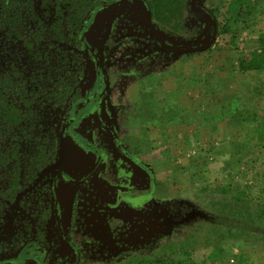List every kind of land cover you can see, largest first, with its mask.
I'll use <instances>...</instances> for the list:
<instances>
[{
  "label": "rangeland",
  "instance_id": "1",
  "mask_svg": "<svg viewBox=\"0 0 264 264\" xmlns=\"http://www.w3.org/2000/svg\"><path fill=\"white\" fill-rule=\"evenodd\" d=\"M196 1L208 12L187 1L180 12H157V24L170 43L212 45L202 52L165 47L154 36L144 8L131 0L99 13L88 30L85 38L104 77V88L98 78L93 90L102 93L104 122L93 124L88 135L106 161L85 184L62 182L57 189L70 245L53 219L52 184L63 173L74 179L88 175L95 156L89 152L86 159L66 138L61 145L69 106L56 105L48 94L62 85L79 88L80 79L86 80L81 91L90 90L96 81L94 63L71 53L69 42L56 50L60 40L51 28L54 23L61 20L66 35L72 21L74 29H83L72 11L60 16L51 3L34 0L31 30L21 29L32 39L39 37L40 44L28 50L3 21L12 5L1 0V6L9 7L0 9V74L15 67V81L34 87L39 95L20 125L26 133L17 130L16 135L0 123L5 133L0 148L8 159L0 167V260L31 247L45 251L40 253L44 264H238L241 255L249 256L241 264H264V242L256 236L244 240L227 232L217 244L223 252L213 260L214 246L201 240L207 237L205 230L199 231V243L189 255L178 247L176 252L161 248L169 241H184L181 226L191 228L199 220L206 231L217 224L223 232L228 218L224 204L235 194L228 183L253 186V205L264 213V71L240 68L259 53L264 0ZM211 11L220 26L224 23L219 37L212 36ZM227 30L237 32L236 43L229 44ZM60 53L69 60L62 62ZM43 137L48 150L40 147ZM47 143L58 153L53 156ZM137 160L151 169L153 185ZM238 160L240 164L231 166ZM195 164L200 169L193 173ZM17 177L18 192L12 196L10 186ZM213 209L224 214L212 215Z\"/></svg>",
  "mask_w": 264,
  "mask_h": 264
},
{
  "label": "trees",
  "instance_id": "2",
  "mask_svg": "<svg viewBox=\"0 0 264 264\" xmlns=\"http://www.w3.org/2000/svg\"><path fill=\"white\" fill-rule=\"evenodd\" d=\"M14 1V5H13ZM45 2L51 3L54 7L58 15H63L65 11H72L73 14L76 16V18L81 22V26L83 27L82 30L79 28L74 29L73 27V21L69 23L67 26L71 33L66 35L64 31L61 29L62 27V21L58 20L54 25L51 26L55 33V38L57 40L58 44L56 45V50L59 51L61 45L66 46L69 42L70 46V52L74 53L77 52L78 55H81L84 59H89L92 62L95 59V55L91 50V47L89 43L86 40V34L90 28L93 27V24L95 22L96 16L104 11L107 10H113L120 6L121 4H125L127 0H44ZM134 2H138L144 10L146 11L148 20L151 25V30L156 37V39L161 42L165 47L175 49L177 51H186L188 53H198L207 50L212 45L209 44L206 47L200 46L197 44H173L170 43L168 40H166L163 35L160 33L158 24H157V12L162 11V9L173 8L176 10H181L182 7H184L185 3L189 1L193 7H195L197 10L202 9V12H208V10L199 2L196 0H131ZM8 3L12 5V12L5 15L3 18V21L8 24V28L11 29L16 33L19 40L24 43V46L28 50H33L40 44V38L37 37L36 39H32L30 36H28V33H22V26H27L31 30V21L32 16L34 15V0H8ZM9 5L3 4L1 6V0H0V9H7ZM26 10L23 11V10ZM172 9V10H173ZM179 10V12H180ZM209 17L212 19L213 28L212 36L219 37L221 35L220 28L224 26V23H221L222 26H220L216 16L214 13H210ZM21 26V27H19ZM226 29H228L226 24ZM224 34L227 35V37L230 39L229 44L236 43V40L238 39L237 32H230L229 30L225 31ZM42 38V36H41ZM68 38L72 39L73 41L67 40ZM258 51L259 53L255 56V60L250 62H243L240 65V68L243 72H261L264 71V33L259 35L258 38ZM65 53H60V55L63 56V61L66 62L69 60V58L64 56ZM61 64V62H59ZM95 70L97 71L98 78L102 81V87L104 88V77L102 75V71L99 68L98 64L95 65ZM19 76L17 74L16 68L13 67L11 72H6L4 75L0 74V123L4 124V127L7 129L13 128V133L16 135L18 134L19 130L21 133H26L23 129L20 130L19 128L21 123L25 121L29 117V111L31 110L32 102L34 98L39 95V93L35 90L34 87L30 88L24 85L22 81H15V78ZM82 86L85 84L84 80L80 79L79 81ZM83 83V84H82ZM101 88V91L103 90ZM16 93V94H14ZM79 90H74L73 85H62L58 86L56 89L55 87L52 89V92L48 94V97L51 99L50 101L54 102L56 105H64L66 103H70V107H75V104L81 101ZM72 95V96H71ZM101 95V94H100ZM18 96V99L15 100L14 97ZM22 104V105H20ZM86 110L84 112H87L89 109L92 110L93 105H87L86 104ZM73 112V111H72ZM84 114V113H83ZM71 119V121L68 122V119L66 120V129L68 132H76L79 133V116ZM77 123V124H76ZM81 124V122H80ZM81 128V127H80ZM216 128L213 127V131H215ZM5 133L0 128V137L4 135ZM41 143L40 147L42 150H48L45 148L44 144L46 143L47 139L44 137L40 138ZM264 140V138H263ZM48 144V143H47ZM49 148L51 147V152L53 153V156L58 153L55 146L47 145ZM264 146V141H263ZM43 147V148H42ZM6 150H3L0 148V167L3 165L5 166L7 164V157H6ZM49 156L45 155V160H47ZM42 162L38 161V166H42ZM141 167H143L146 171H148V175L150 178L151 184H154V174L152 173L151 169L143 166L141 163L138 162ZM240 164V161H236L235 163L231 162V166ZM205 165V164H203ZM199 167V168H197ZM202 167V166H201ZM207 168V166L205 165ZM200 169V166L195 164L192 167H190V170L195 173L197 170ZM203 169V167H202ZM201 171V170H200ZM192 178V177H191ZM152 184V185H153ZM19 185V177L14 179L12 181V185L10 186L12 190H10L11 195L17 194V187ZM228 186L231 188L230 191L235 192L233 198L230 199V201H227L226 204H224V209H227L226 216L228 217L225 221H223V232H220V225L213 224L208 225L207 231L204 226V221L199 220L193 226L186 227L181 226L180 231L185 237V240L180 242L179 240L173 241L172 243L169 241L167 244H161L162 250H170L171 252H176L177 247L180 248V251L182 253H188L189 255L191 249V246L193 248L198 245L199 243V231L205 230L207 232V237H201V240L203 242H206L209 244V246H214L213 251L211 252V259H215L216 255L223 252V246L217 247L218 242H222V235H226L228 232L230 236H237L244 240H252L255 239L254 236L259 237L260 240L264 242V213L259 211L260 205L256 208L253 205V197L254 195V187L253 186H247V185H232V183H228ZM207 187L209 185H204V187H201L202 190H207ZM234 187V188H233ZM225 188L226 187H222ZM233 188V189H232ZM223 189V190H225ZM226 191V190H225ZM262 200L264 201V197H262ZM219 204V203H216ZM212 206H215V203L212 202ZM167 209H169L167 207ZM164 210V207H163ZM215 214L212 215H219L224 214L223 211H218L216 209H213ZM258 210V211H257ZM60 207H57L56 214L57 216L60 215ZM169 219H173V213L172 210H168L165 213ZM207 226V225H206ZM63 232V230H61ZM64 234V232H63ZM68 236V235H67ZM65 234L63 236L64 240L66 242L71 244V241L69 237H67ZM224 237V236H223ZM240 239V240H241ZM256 240V239H255ZM179 241V243H178ZM190 247V248H189ZM160 248V249H161ZM196 250V249H194ZM78 254V253H76ZM166 254V253H165ZM172 254V253H169ZM176 254V253H173ZM249 256L241 255V258L239 260L238 264H241L244 260H247ZM158 261L157 264H164L163 262ZM36 264H41V262L36 261ZM59 264V263H55ZM65 264V263H64ZM228 264V263H227ZM231 264V263H229Z\"/></svg>",
  "mask_w": 264,
  "mask_h": 264
},
{
  "label": "flooded vegetation",
  "instance_id": "3",
  "mask_svg": "<svg viewBox=\"0 0 264 264\" xmlns=\"http://www.w3.org/2000/svg\"><path fill=\"white\" fill-rule=\"evenodd\" d=\"M94 62V69H95V65L98 64L97 59L95 57V59L93 60ZM99 66V64H98ZM100 68V67H99ZM95 74H96V78H95V84L93 85V87L88 90H82V85H80V89L77 87H74V90H79V96L82 99L81 101H79L78 103L75 104V107H70V103H68L69 109H68V115L66 120L68 119V122L71 121L72 118H74V115H76L75 117L79 116V120L77 121V123L79 122V133L76 132H68L67 129H65L62 138H61V145L63 143V141L69 142V145L72 147L77 146L76 150H82L84 151V157L88 156L87 153H93L95 156V160H93V166H92V170H90L88 175H84L78 179H74L73 177H71L68 173H63L62 175H59L53 182L52 184V191L54 194V205H53V212L55 214V217L53 218L54 221L57 224L58 227V232L60 233V237L61 239L66 242V240H64L63 236L64 234L67 236L68 234L65 232V230L63 229V223L61 220V214L64 208V204L61 203L58 200L57 197V189L60 185V183H67V185H72V186H78V185H83L85 184V181L88 178H94L95 175L98 172V169L101 165V163L105 162L106 160L104 159V155L102 153L101 148L92 140V137L90 135H88V130L93 126V124H100L103 123L104 121H102V104H101V100H102V93L101 95H97L96 93L93 92V90L96 88L97 86V80H98V75H97V71L95 70ZM86 81V80H84ZM83 84V83H82ZM86 84V83H85ZM72 96V95H71ZM85 104H89V105H93L92 110L89 109L87 112H84L83 107L85 106ZM73 111V112H72ZM84 113V114H83ZM67 122V121H66ZM81 122V124H80ZM76 123V124H77ZM107 132H105L106 134ZM108 135V134H107ZM113 140V139H112ZM119 146V145H117ZM120 151L122 152V155H126L127 153L124 152L122 149H120ZM75 154V153H74ZM127 156V155H126ZM75 161H79L80 158L79 157H74ZM87 159V157H85ZM99 159V160H98ZM96 160H98L97 164H96ZM141 163L139 160H137L136 163ZM96 165V166H95ZM140 168L141 165L137 164ZM136 165V166H137ZM143 168V167H142ZM89 180V179H88ZM57 207H60L61 211H60V215L57 216L56 214V210ZM63 230V232L61 231ZM69 237V236H67ZM70 239V238H69ZM71 241V240H70ZM70 244V243H69ZM72 244V242H71ZM70 244V245H71ZM33 247V246H32ZM74 249V253H78V251L71 246ZM28 248V247H27ZM27 248H23L20 249L18 252L16 253H12L10 255H7L4 259L0 260V264H28L29 262L34 261V264H36V261L41 262V264H44V257L42 255H40V253H45V251L40 250H33L31 247ZM30 253H33L32 255ZM39 253V254H37ZM33 263V262H32ZM59 264H64V263H59Z\"/></svg>",
  "mask_w": 264,
  "mask_h": 264
}]
</instances>
